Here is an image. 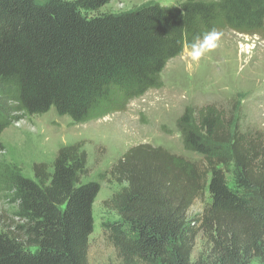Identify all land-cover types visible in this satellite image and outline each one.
Masks as SVG:
<instances>
[{
    "label": "trees",
    "instance_id": "16d2710c",
    "mask_svg": "<svg viewBox=\"0 0 264 264\" xmlns=\"http://www.w3.org/2000/svg\"><path fill=\"white\" fill-rule=\"evenodd\" d=\"M117 0H0V85L20 112L54 111L86 124L162 88L168 63L215 28L264 32V0H179L100 13ZM9 124L0 120V137ZM198 165L165 150L128 151L111 171L126 184L105 202L102 228L121 264H264V138L232 131L214 107L178 122ZM77 147L61 149L34 178L11 170L4 186L16 223L0 230V264H89L100 192ZM209 195L199 218L189 210ZM202 234L210 248L194 261Z\"/></svg>",
    "mask_w": 264,
    "mask_h": 264
},
{
    "label": "rangeland",
    "instance_id": "374dc122",
    "mask_svg": "<svg viewBox=\"0 0 264 264\" xmlns=\"http://www.w3.org/2000/svg\"><path fill=\"white\" fill-rule=\"evenodd\" d=\"M148 4L173 7L179 0H117L100 13H126ZM220 31L218 48L198 64L189 67L185 48L168 63L161 76L162 88L150 90L122 111L86 124H74L54 111L27 116L0 85V120L9 124L0 137V230L17 222V207L4 186L8 173L18 170L33 179L36 167L51 170L61 149L77 147L86 161L83 182L100 185L93 205L94 231L89 239L88 262L121 264L102 223L117 219L104 204L126 186L110 174L128 151L144 148L148 154L161 149L202 166L203 158L185 149L178 122L187 109L195 114L205 107L221 111L231 120L232 131L237 128L242 134L264 138V32L247 36L226 28ZM208 203L206 192L205 199L197 201L188 216L199 218ZM209 254L210 248L200 234L194 261L206 259Z\"/></svg>",
    "mask_w": 264,
    "mask_h": 264
},
{
    "label": "clouds",
    "instance_id": "9594fccd",
    "mask_svg": "<svg viewBox=\"0 0 264 264\" xmlns=\"http://www.w3.org/2000/svg\"><path fill=\"white\" fill-rule=\"evenodd\" d=\"M222 32L215 28L205 32L202 36L196 37L190 45H188V58L190 60L189 67L192 64H198L206 54L213 52L219 46Z\"/></svg>",
    "mask_w": 264,
    "mask_h": 264
},
{
    "label": "bare ground",
    "instance_id": "6f19581e",
    "mask_svg": "<svg viewBox=\"0 0 264 264\" xmlns=\"http://www.w3.org/2000/svg\"><path fill=\"white\" fill-rule=\"evenodd\" d=\"M234 67H235V65H234ZM220 83H221V84H224V82H223V81H221Z\"/></svg>",
    "mask_w": 264,
    "mask_h": 264
}]
</instances>
